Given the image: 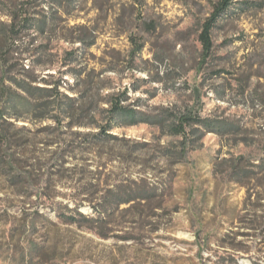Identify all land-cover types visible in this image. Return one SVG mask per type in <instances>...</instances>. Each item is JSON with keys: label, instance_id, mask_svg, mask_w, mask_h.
Masks as SVG:
<instances>
[{"label": "rangeland", "instance_id": "374dc122", "mask_svg": "<svg viewBox=\"0 0 264 264\" xmlns=\"http://www.w3.org/2000/svg\"><path fill=\"white\" fill-rule=\"evenodd\" d=\"M218 1L0 0L4 12L24 4L25 14L36 17L18 44L45 49L22 62L37 74L60 78L61 58L82 49L88 70L116 68L105 77L111 92L129 90V105L146 112L191 109L242 128L237 135H205L181 165L159 157L160 146L180 137L144 124L119 128L112 134L120 141L69 157L59 176L47 181L42 171L30 186L36 196L26 203L0 187V264H264V209L247 206L248 189L251 201L264 198V175L246 187L229 177L240 157L247 166L264 163V0L234 3L205 53L199 36ZM44 18L45 35L36 29ZM79 34L94 45L71 43ZM134 44L144 47L132 61ZM55 150L39 145L37 156L45 162ZM110 189L155 195L121 205L99 222L78 226L57 216L81 206L82 214L96 217L92 207ZM45 192L54 200L39 199Z\"/></svg>", "mask_w": 264, "mask_h": 264}, {"label": "trees", "instance_id": "16d2710c", "mask_svg": "<svg viewBox=\"0 0 264 264\" xmlns=\"http://www.w3.org/2000/svg\"><path fill=\"white\" fill-rule=\"evenodd\" d=\"M237 1L219 0L214 5L199 36L205 53L212 50L211 34L217 22ZM24 6L22 4L21 10L15 13L4 12L0 7V13L11 18L8 25L0 17V187L3 191L11 190L23 196L25 203L30 201L36 196L30 188L33 183L41 181L44 175L47 181H50L51 176H59L69 157L79 153L88 154L99 146L120 141L118 136L112 134L119 128L144 124L158 129L164 136L180 137V142L159 147V157L172 165L183 164L189 151L194 149L195 143L209 133L225 137L237 135L242 131L239 125L228 124L224 120L202 118L191 109L177 110L175 107L146 112L138 105H129V90L111 92L110 79L105 77L107 72L117 73L116 68L98 73L95 69L88 70L82 66V49L66 52L61 58V67L57 68L60 78L51 72L37 74L35 66H24L22 62L26 60V54L37 55L45 49L41 47L30 50L29 47L18 44V39L23 33L33 29L36 19L25 14L27 10L23 9ZM46 19L40 20V28H36L38 33L43 35L48 33ZM18 24L29 28H17ZM87 39L84 34H79L71 43H79L81 47L94 45L88 43ZM143 47L134 44L132 61ZM38 61L34 60V64ZM64 68L66 70L62 72ZM66 76L73 77L75 81L70 84L64 79ZM64 89L69 93L63 91ZM37 125L39 128L33 129V126ZM39 145L57 150L51 152L52 156L44 162L37 156ZM59 147L62 148L58 149ZM50 162L52 164H49ZM244 162V158L240 157L232 164L229 173L231 182L246 187L254 180L261 181L264 163H252L247 166ZM45 167H48V171ZM261 185L263 184L255 187ZM250 191L248 189L247 206L255 211L264 209V205H261L264 198L258 196L251 201ZM99 193L100 191L95 192L96 195ZM128 193L126 190H107L101 198L103 201L92 207L96 217L82 214L79 211L81 206L75 209L67 206L69 214L57 213V216L65 223L78 226L81 220L88 223L99 222L112 216L121 205L138 200L145 201L155 195L154 192V195L151 193L134 196H129ZM42 196L45 200L48 197L50 200L55 198L48 192L42 193L39 199H42Z\"/></svg>", "mask_w": 264, "mask_h": 264}]
</instances>
